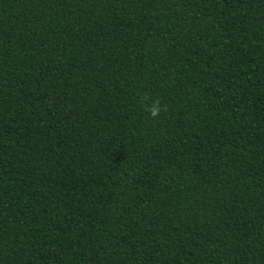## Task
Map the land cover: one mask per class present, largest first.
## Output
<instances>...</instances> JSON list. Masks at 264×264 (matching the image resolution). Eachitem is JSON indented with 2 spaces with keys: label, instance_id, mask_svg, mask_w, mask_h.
<instances>
[{
  "label": "trees",
  "instance_id": "16d2710c",
  "mask_svg": "<svg viewBox=\"0 0 264 264\" xmlns=\"http://www.w3.org/2000/svg\"><path fill=\"white\" fill-rule=\"evenodd\" d=\"M0 264H264V0H0Z\"/></svg>",
  "mask_w": 264,
  "mask_h": 264
},
{
  "label": "clouds",
  "instance_id": "9594fccd",
  "mask_svg": "<svg viewBox=\"0 0 264 264\" xmlns=\"http://www.w3.org/2000/svg\"><path fill=\"white\" fill-rule=\"evenodd\" d=\"M162 108L159 101H154L150 108L147 109L150 116L156 118L160 115Z\"/></svg>",
  "mask_w": 264,
  "mask_h": 264
}]
</instances>
